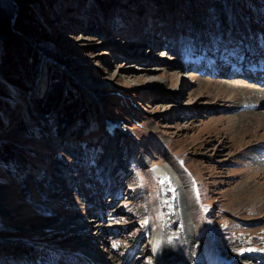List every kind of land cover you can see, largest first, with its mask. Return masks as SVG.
<instances>
[{
    "label": "rangeland",
    "instance_id": "rangeland-1",
    "mask_svg": "<svg viewBox=\"0 0 264 264\" xmlns=\"http://www.w3.org/2000/svg\"><path fill=\"white\" fill-rule=\"evenodd\" d=\"M95 1L101 35L84 2L59 4L62 28L45 21L42 47L62 60L50 119L69 112L60 135L25 92L1 102L0 144L12 158L0 164V248L13 258L25 252L17 264H161L150 230L163 225L169 198L160 176L168 170L181 184L173 195L184 198L192 264H264V94H255L264 85L224 66L252 42L264 55V0H230L223 16L219 8L205 14L213 0ZM12 19L8 29L19 35ZM39 55L31 92L41 98L48 58ZM66 90L78 101H65Z\"/></svg>",
    "mask_w": 264,
    "mask_h": 264
},
{
    "label": "trees",
    "instance_id": "trees-1",
    "mask_svg": "<svg viewBox=\"0 0 264 264\" xmlns=\"http://www.w3.org/2000/svg\"><path fill=\"white\" fill-rule=\"evenodd\" d=\"M23 1H26L28 5L25 6V8H17L16 4H19ZM65 0H43V5L45 6L47 15H43L41 11V7L37 4V0H0V116L2 115L3 109L1 106V102H4V98L11 95L12 93L21 94V92H25L30 96V101H32V109L28 106V113L29 117L36 116L32 111H34L36 114H39L40 117H43V120H45L46 124H48L49 128H54L52 133L55 135H60L63 128L66 127L69 117V112L67 110L65 115H59L58 119L55 121H51L50 114L53 109H51L52 104L54 103V96H56V92L60 88V83L62 79L61 69H59L55 63L60 65V57L56 54H51L50 51H48L45 47H42V40H45L47 36H49V31L45 28V21L47 18L55 25L61 26L62 23L59 25L58 22H60V18L57 19V17H60L59 12V4H63ZM67 4H70V1L67 0ZM77 1V3L84 2L85 6H89L90 9H88V12L86 13L89 17L93 18V32L96 35H101V22L100 19H102V13L103 8L100 9L99 6L96 5L95 0H74ZM127 4L135 5L140 0H124ZM163 1V0H161ZM172 0H170L171 2ZM199 5L201 4V0H195ZM212 5L210 9L205 10V14L210 15L214 14V12H217L218 8L221 10L220 15L223 16V9L226 7L229 11H226L231 15V7H230V0H213ZM66 4V3H64ZM186 4L192 8L191 1H188ZM84 6V7H85ZM168 9H171L168 7ZM217 9V10H216ZM24 10V12H22ZM35 12H34V11ZM237 14L239 15V18L242 16L240 15V8L237 6L236 8ZM28 11V12H26ZM41 11V14H40ZM51 11V12H49ZM226 12V13H227ZM227 13V14H228ZM57 15V16H56ZM13 17V22L11 23V26L15 27L16 32L19 33V35L16 33H11L9 31V20ZM43 23V26L38 23V19ZM241 21V19H240ZM62 22H64L62 20ZM95 22H98L99 24H96ZM15 24V25H14ZM39 26L42 27V29H39ZM44 28V29H43ZM90 30V27L88 28ZM88 30V31H89ZM15 38V39H14ZM19 43V44H18ZM37 49L38 51H36ZM39 52L44 54L48 60L45 61L46 66V80L47 85L45 87V90L43 94L41 95V98L35 97L34 94H32L31 89H33L34 81H36V78L39 74V67L41 65V56L39 55ZM10 56L13 58V61L15 62L16 66H13L14 64H11ZM62 61V60H61ZM54 62V63H53ZM63 64V67L67 68L69 64L65 65ZM67 66V67H66ZM8 77H13L9 81H6ZM66 99L65 101L69 102H76L78 99L76 98V94L74 95L70 90H66ZM22 95V94H21ZM68 98V99H67ZM5 105V103H4ZM54 105V104H53ZM53 108V107H52ZM32 111H31V110ZM89 109V108H88ZM5 110V109H4ZM90 110L92 108L90 107ZM8 112V110H7ZM31 115V116H30ZM90 116V115H89ZM38 117V116H36ZM76 122V121H75ZM80 123V122H79ZM77 127L75 129H72L71 133L74 134L77 129H80L82 125H76ZM16 127H18V130H21L25 128V124L22 121H19L16 124ZM38 126V128H41ZM69 129V128H68ZM6 143V142H5ZM1 143L0 144V153L5 154V157L0 156V164L1 165H8L10 164V159L12 156L10 155V150L7 146V144ZM6 146V147H5ZM3 147V148H2ZM20 158V156H19ZM6 251V248L1 247L0 253H3L4 262L3 264H6L8 261H11L12 264L22 263L21 259L25 257V252H23L21 249L15 250V259L12 256L5 255L4 252ZM14 252V251H13ZM12 252V254H13ZM9 264V262L7 263Z\"/></svg>",
    "mask_w": 264,
    "mask_h": 264
},
{
    "label": "bare ground",
    "instance_id": "bare-ground-1",
    "mask_svg": "<svg viewBox=\"0 0 264 264\" xmlns=\"http://www.w3.org/2000/svg\"><path fill=\"white\" fill-rule=\"evenodd\" d=\"M234 6H235V10H236L237 5L234 4ZM240 13H241V9H240ZM236 15H237L238 19L242 20V18H239V15L237 14V10H236ZM240 15L243 16L242 14H240ZM175 21L179 22L177 20H175ZM128 25H130V24H128ZM128 28H130V27L128 26ZM241 30L243 31L244 36H247L249 34V33H247V28H245V29L241 28ZM135 32H137V30H135ZM255 43L257 44V42H255ZM256 44H253V46L256 47ZM263 53H264V51H263ZM255 59H256L255 55L251 56L250 65L253 62H255ZM233 62L230 61L227 64H224V66H226V68L230 69V72H229L230 76L234 75V76L244 78L247 80V83L253 82L255 84L260 83V85H264V55L261 56L260 61L256 65L254 64L255 69H250L249 67H246V66H244L243 68H239L240 66H243V63H238L237 65H235ZM233 70H234V72H233ZM248 81H250V82H248ZM256 93L257 94H260V93L264 94V90H259V92L255 91V94ZM25 112H26V115L29 117V113H28L27 109ZM102 113L104 115L105 107H104ZM103 115L98 116L96 110L94 109L93 113H92V115H90V117H96L95 120L93 119V122H96L98 124V127H101ZM93 124H95V123H93ZM108 151H110V153H112L110 155V157L108 159V163H107L108 165H110L114 162L116 153L111 148V145H110ZM167 173H169V171L165 170L164 174L162 173L160 177H162V179H163L162 180V183H163L162 187L164 189L165 196L168 197L169 200L167 202L166 213L164 214L165 218L163 221V225L161 227H158L157 229H155L152 232L153 235H151L152 236L151 237L152 238L151 247H152V250L155 249L159 252H163L162 258L160 257L161 259L159 261L161 264H192V262L190 261L188 256H190V251L193 248L192 243L194 241H192V240H194V236L191 237V234L189 232V227H188L189 220L187 219V215H186L185 208H184L185 206H184V203L182 202L184 198L182 196H180L179 194L176 196V198L173 195V192H174L173 190L177 191L179 189L178 185L180 186L181 184L178 181V179H177V182L173 181V180L170 181L168 179ZM174 182H175V185L173 184ZM178 224H179V226H181L180 230H178L179 228L177 229Z\"/></svg>",
    "mask_w": 264,
    "mask_h": 264
},
{
    "label": "water",
    "instance_id": "water-1",
    "mask_svg": "<svg viewBox=\"0 0 264 264\" xmlns=\"http://www.w3.org/2000/svg\"><path fill=\"white\" fill-rule=\"evenodd\" d=\"M159 170H160L161 172L164 171V170H162V169H159ZM153 171H154V173H155L157 176H159L157 169H154ZM161 172H160V173H161Z\"/></svg>",
    "mask_w": 264,
    "mask_h": 264
}]
</instances>
